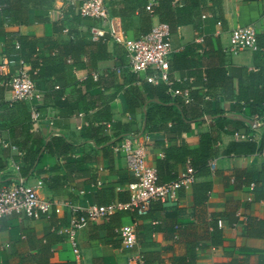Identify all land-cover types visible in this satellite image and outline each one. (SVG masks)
<instances>
[{
	"label": "crops",
	"instance_id": "crops-1",
	"mask_svg": "<svg viewBox=\"0 0 264 264\" xmlns=\"http://www.w3.org/2000/svg\"><path fill=\"white\" fill-rule=\"evenodd\" d=\"M14 3L20 14H0V64L7 63L0 76V130L7 142L0 143V186L38 152L24 182L40 198L82 208L126 202L135 178L113 150L114 140L148 136L147 163L165 183L197 159L208 135L215 139L210 149L217 174L199 179L210 186L207 199L198 204L184 189L176 202L153 203L143 216L117 212L89 221L76 235L81 264H128L132 251L143 264H264V0H200L192 22L171 34L175 53L163 93L145 79L152 70L116 73L127 58L111 30L132 38L159 22L147 19L144 0H105L110 25L78 15L79 0ZM247 25L257 32L256 49L233 54L230 32ZM92 28L99 29L97 38ZM10 34L32 38V58L42 62L36 104H8L5 80L33 68L9 49ZM174 90H187L188 99ZM253 96L259 106L252 110ZM29 104L38 113L35 123ZM235 133L251 136L241 140ZM240 143L236 154L226 153ZM68 221L65 208L38 219L1 218L0 264H74L63 233ZM123 226L135 230L132 251L117 234Z\"/></svg>",
	"mask_w": 264,
	"mask_h": 264
},
{
	"label": "built area",
	"instance_id": "built-area-1",
	"mask_svg": "<svg viewBox=\"0 0 264 264\" xmlns=\"http://www.w3.org/2000/svg\"><path fill=\"white\" fill-rule=\"evenodd\" d=\"M157 0H146L145 10L152 14L153 6ZM77 13L81 17L94 18L103 25H110L112 16L105 0H79ZM202 18H205L203 15ZM63 32H67L66 29ZM93 38L100 35L98 28L91 29ZM112 39L122 45L125 50L127 64L122 69H116V73L129 72L134 74L145 73L152 70L153 74L146 76L148 83L167 82L170 60L175 53L171 43V34L167 25L160 22L152 25L150 31L138 37L128 38L123 34H116L111 30ZM257 32L253 25L238 27L230 32L229 51L237 54L242 51L256 49ZM202 43L203 38H197ZM15 47L19 44L14 43ZM9 63V61H8ZM6 62L0 64V76L6 66ZM9 90V102L18 100L36 102L41 93L37 90L35 82L29 72L19 69L11 74L4 82ZM173 94L182 95L188 99V91L175 90ZM38 113L35 108L31 110L32 123L37 122ZM251 135L235 133L234 137L241 140L250 139ZM0 143L6 147L7 142L2 137L0 130ZM148 136L140 140L139 136L125 137L122 141L113 144V150L123 154L127 168L135 180L127 186L129 199L126 202H113L102 206L78 207L67 201L57 199H42L38 196L36 188L29 186L24 179L17 176L0 186V219L5 216L19 215L27 218L38 219L42 215L51 212L61 214L63 209L69 212V221L63 228V233L71 245L74 255V264H81V252L77 243V232L89 221L108 219L117 212H133L137 216H143L153 203L162 204L176 202L181 190L189 189L193 182V169L187 164L183 173L175 180L167 183H157L156 170L147 163ZM264 157V138L262 150L259 153ZM215 160L209 162L212 172L215 171ZM42 183L38 182V186ZM122 247L126 251H132L136 245L135 230L132 226H123L117 230ZM128 264H143V260L131 252Z\"/></svg>",
	"mask_w": 264,
	"mask_h": 264
},
{
	"label": "trees",
	"instance_id": "trees-1",
	"mask_svg": "<svg viewBox=\"0 0 264 264\" xmlns=\"http://www.w3.org/2000/svg\"><path fill=\"white\" fill-rule=\"evenodd\" d=\"M144 1H145V3L143 4V6H144L143 9H144L145 14L147 15V19H151V18L157 16L159 18L160 23L168 26L170 34L174 33L178 26L191 23L193 20L194 11H195V9L198 8V6L200 4V0H157V4L155 6H153V8H152V10H153L152 14H149L145 10L146 0H144ZM11 11H13L15 14H20V11H21L19 9L18 5H15L14 0H4L3 2L2 1L0 2V14L1 15H3L4 13L9 14ZM18 17H19V15H18ZM18 17H17V15L13 16L12 19L9 17V19H11L13 25L18 24V22H19L17 20ZM151 27H152V25L149 26V28L146 29L145 32L137 35L136 37L148 33L150 31ZM15 41L18 42V44H19L18 47L14 46L13 43ZM8 42H9L8 43L9 49L17 51V52H14L15 55H17L18 57L20 56V58L24 62L26 60L31 61L33 68H34V70L32 68V71L36 70V72L35 73L32 71L31 72L28 71V72H29L32 80L35 82V79L38 77L39 72L41 71L42 62H40L38 58H35V59L32 58V52L34 51L32 49L33 44H34L33 39L27 38V37H16L15 34H10V35H8ZM25 43L30 45L29 47H31V48L28 47L26 49ZM23 44H24V48L22 49L21 46ZM169 66H170V64H169ZM204 79L206 81L208 80L207 77L205 78V76H204ZM161 83L162 82H158V85L156 88L159 93H163V91L166 89V87L163 86V84H161ZM17 102H28V101L18 100V101H15L13 103L9 102L8 104L10 107H13V105ZM258 102L259 101H257L255 99V96H253L252 100H251V104H250V107L252 110L255 107V105L259 106L257 104ZM29 108H30V113H31V110L35 107L32 105L30 106V104H29ZM256 111H258V110H256ZM234 123L240 124L239 122H234ZM133 135H136V134H133ZM129 136H132V135H128L125 137H129ZM202 139H204V140L202 143V148H201L200 152L198 153L197 159L194 161H190V162L188 161L186 163V165L189 164L192 167L193 172H194L193 173V177H194L193 182L191 183L189 189L194 194L195 201L198 204H200L201 202H204L207 199L208 193L211 191L209 184L207 182H203L201 180L199 181V179L207 177V176L212 175L214 173L217 174L216 170L214 172H212L210 169V166H209V162L211 160H213V158L215 156V154L210 149V144L214 143L215 139L212 138L211 136H208V135H202ZM115 143H118V141L116 142V140H114L112 142V144H115ZM237 145L242 146L243 144L242 143L232 144L226 153L228 155L230 153L236 154V152H237L236 146ZM261 150H262V148L259 149V153L261 152ZM37 153L38 152H35L34 154H32V157H33L32 162H33V159L38 156ZM24 161H25V167L19 168V177H21L22 179L27 178V175H28V173H29V171L33 165L32 162H29L27 158H24ZM262 171L264 173V164H263ZM156 173H157V170H156ZM197 180H198V182H197ZM157 183L163 184V183L158 182V174H157ZM165 183H167V182H165ZM158 203H160V202H158ZM262 223L264 224V222H262Z\"/></svg>",
	"mask_w": 264,
	"mask_h": 264
}]
</instances>
